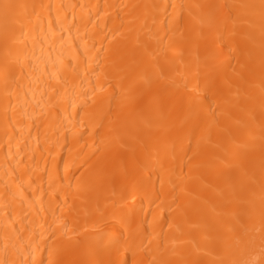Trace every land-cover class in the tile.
Returning a JSON list of instances; mask_svg holds the SVG:
<instances>
[{
    "label": "bare ground",
    "instance_id": "6f19581e",
    "mask_svg": "<svg viewBox=\"0 0 264 264\" xmlns=\"http://www.w3.org/2000/svg\"><path fill=\"white\" fill-rule=\"evenodd\" d=\"M0 264H264V0H0Z\"/></svg>",
    "mask_w": 264,
    "mask_h": 264
}]
</instances>
